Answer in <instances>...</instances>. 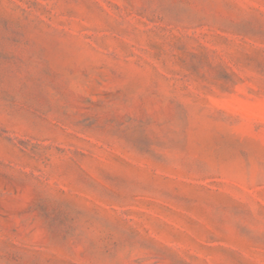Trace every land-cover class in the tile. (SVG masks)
I'll return each mask as SVG.
<instances>
[{"label":"rangeland","instance_id":"1","mask_svg":"<svg viewBox=\"0 0 264 264\" xmlns=\"http://www.w3.org/2000/svg\"><path fill=\"white\" fill-rule=\"evenodd\" d=\"M0 264H264V0H0Z\"/></svg>","mask_w":264,"mask_h":264}]
</instances>
